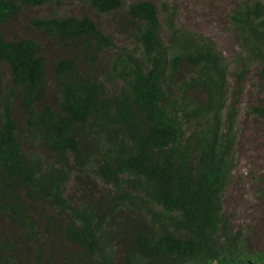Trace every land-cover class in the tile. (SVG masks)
I'll return each instance as SVG.
<instances>
[{
	"label": "trees",
	"instance_id": "1",
	"mask_svg": "<svg viewBox=\"0 0 264 264\" xmlns=\"http://www.w3.org/2000/svg\"><path fill=\"white\" fill-rule=\"evenodd\" d=\"M174 13L0 0V264H264L222 209L249 63L264 78V0L230 10L232 68ZM115 33L131 48L111 52ZM247 113L264 121V100Z\"/></svg>",
	"mask_w": 264,
	"mask_h": 264
},
{
	"label": "rangeland",
	"instance_id": "2",
	"mask_svg": "<svg viewBox=\"0 0 264 264\" xmlns=\"http://www.w3.org/2000/svg\"><path fill=\"white\" fill-rule=\"evenodd\" d=\"M138 0H126V3ZM157 8L163 2L174 10L177 27L194 35H203L215 45L233 67L235 51L238 50L229 21L230 10L242 0H148ZM57 16L79 15L87 12L84 7L61 3ZM41 7L37 13H44ZM49 11H53L50 9ZM90 15V14H89ZM93 18L94 17L93 15ZM104 21V20H103ZM13 31L16 29L10 26ZM107 29V28H106ZM9 37V29H1ZM164 35L165 29H160ZM19 34V33H18ZM34 38L40 39L37 33ZM43 42V41H42ZM123 34L113 35L111 52L130 49L131 44ZM44 47V46H43ZM231 78H229V81ZM243 90L237 100L235 129L237 138L231 178L222 195V209L234 228H240L248 236L246 248L250 252L264 251V200L255 197V188H264V121L254 119L247 107L264 100V78H257L255 63H249L248 72L242 82ZM67 190H70L67 187Z\"/></svg>",
	"mask_w": 264,
	"mask_h": 264
}]
</instances>
